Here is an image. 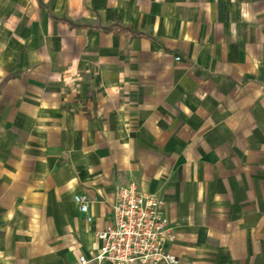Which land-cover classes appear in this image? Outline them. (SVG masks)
Listing matches in <instances>:
<instances>
[{"label": "crops", "instance_id": "1", "mask_svg": "<svg viewBox=\"0 0 264 264\" xmlns=\"http://www.w3.org/2000/svg\"><path fill=\"white\" fill-rule=\"evenodd\" d=\"M132 183L177 264H264V0H0V264L89 260Z\"/></svg>", "mask_w": 264, "mask_h": 264}, {"label": "built area", "instance_id": "2", "mask_svg": "<svg viewBox=\"0 0 264 264\" xmlns=\"http://www.w3.org/2000/svg\"><path fill=\"white\" fill-rule=\"evenodd\" d=\"M74 201L91 221L88 197L75 195ZM162 207L163 200L141 192L133 183L119 187L110 221L97 234L101 241L99 251L89 260L80 258L79 263L177 264L167 250L175 233Z\"/></svg>", "mask_w": 264, "mask_h": 264}]
</instances>
